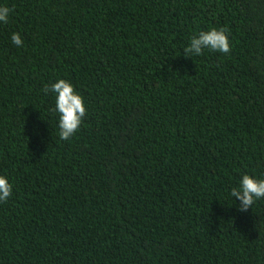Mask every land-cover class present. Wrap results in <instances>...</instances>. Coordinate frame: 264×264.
I'll list each match as a JSON object with an SVG mask.
<instances>
[{
	"label": "trees",
	"instance_id": "trees-1",
	"mask_svg": "<svg viewBox=\"0 0 264 264\" xmlns=\"http://www.w3.org/2000/svg\"><path fill=\"white\" fill-rule=\"evenodd\" d=\"M5 6L0 264H264V198L230 194L264 179V0ZM212 28L230 53L186 57ZM59 79L86 106L67 141Z\"/></svg>",
	"mask_w": 264,
	"mask_h": 264
},
{
	"label": "clouds",
	"instance_id": "clouds-1",
	"mask_svg": "<svg viewBox=\"0 0 264 264\" xmlns=\"http://www.w3.org/2000/svg\"><path fill=\"white\" fill-rule=\"evenodd\" d=\"M10 9L0 7V22L7 24ZM227 29L212 28L210 31H202L198 36H193L189 45L184 49L186 57L202 54L204 49L218 51L228 54L231 51L230 40ZM12 42L20 47L23 40L19 33H13ZM45 93L51 91L56 94L55 111L59 113V137L61 140H70L79 130L83 118L86 115L84 99L79 95L74 86L64 79L46 85L43 89ZM13 193V186L5 176L0 175V202H5ZM231 196L240 201L239 210L247 211L256 200L264 198V179H255L251 175H243L239 182V187L231 190Z\"/></svg>",
	"mask_w": 264,
	"mask_h": 264
}]
</instances>
